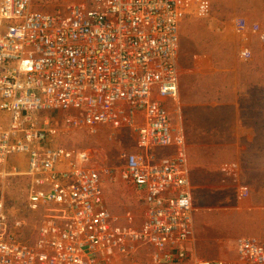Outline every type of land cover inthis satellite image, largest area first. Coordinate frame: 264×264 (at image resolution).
I'll list each match as a JSON object with an SVG mask.
<instances>
[{"label": "built area", "instance_id": "2783aa9c", "mask_svg": "<svg viewBox=\"0 0 264 264\" xmlns=\"http://www.w3.org/2000/svg\"><path fill=\"white\" fill-rule=\"evenodd\" d=\"M233 27L259 31L241 16ZM179 31V0H0V176L24 155L29 207L56 211L27 243L0 199V264H133L141 247L152 264H264V236L236 237V262L191 254L186 138L167 106L178 100ZM57 128H127L138 151L108 167L99 149L53 145ZM115 178L140 195L139 225L108 209L103 185Z\"/></svg>", "mask_w": 264, "mask_h": 264}, {"label": "rangeland", "instance_id": "374dc122", "mask_svg": "<svg viewBox=\"0 0 264 264\" xmlns=\"http://www.w3.org/2000/svg\"><path fill=\"white\" fill-rule=\"evenodd\" d=\"M239 16L256 22L258 33L237 35L233 19ZM179 24L178 100L167 106L186 138L195 228L191 254L236 262V237L264 236V0H179ZM52 144L99 149L112 168L121 164L120 151H138L127 128H102L96 135L57 128ZM6 167L8 174L0 176L3 213L11 232L29 243L41 220L56 211L32 210L25 168ZM240 187L247 189L242 197ZM103 192L112 214L123 221L129 212L135 225L141 223L139 194L118 178L106 181ZM149 256L150 249L141 247L133 264H152Z\"/></svg>", "mask_w": 264, "mask_h": 264}, {"label": "crops", "instance_id": "0c3cea01", "mask_svg": "<svg viewBox=\"0 0 264 264\" xmlns=\"http://www.w3.org/2000/svg\"><path fill=\"white\" fill-rule=\"evenodd\" d=\"M179 43H180V31H179ZM178 52H179V46H178ZM178 68V67H177ZM179 73V72H178ZM178 92H179V82H178ZM3 114L0 113V116H2ZM8 161L10 163H8ZM10 166L11 167H16V169L18 168L23 169L26 167V158L24 155H12L11 157H9V159L6 161L5 164V168L7 169L6 166ZM249 236H255V235H249ZM258 237V236H256ZM136 259V258H135Z\"/></svg>", "mask_w": 264, "mask_h": 264}]
</instances>
